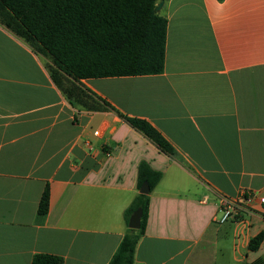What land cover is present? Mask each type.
<instances>
[{
    "label": "crops",
    "instance_id": "crops-1",
    "mask_svg": "<svg viewBox=\"0 0 264 264\" xmlns=\"http://www.w3.org/2000/svg\"><path fill=\"white\" fill-rule=\"evenodd\" d=\"M158 13L167 19L161 73L80 84L148 121L171 155L114 110L72 105L47 58L0 24V264H30L36 253L107 264L140 160L162 177L133 264H264V0H163ZM221 196L235 199L225 220Z\"/></svg>",
    "mask_w": 264,
    "mask_h": 264
},
{
    "label": "trees",
    "instance_id": "trees-1",
    "mask_svg": "<svg viewBox=\"0 0 264 264\" xmlns=\"http://www.w3.org/2000/svg\"><path fill=\"white\" fill-rule=\"evenodd\" d=\"M159 0H0V24L36 53L45 56L52 81L74 106L88 110H114L142 133L161 152L171 155V144L148 121L121 114L80 84L81 79L158 74L164 69L167 19L156 11ZM162 172L146 160L137 165L136 189L147 182L149 192ZM149 193H137L124 210L126 225L141 207L140 227L127 226L107 264H133L134 250L144 233ZM48 211V188L44 187L38 215ZM260 233L248 241L256 250ZM253 261L245 264H259ZM30 264H63L59 255L36 253Z\"/></svg>",
    "mask_w": 264,
    "mask_h": 264
},
{
    "label": "built area",
    "instance_id": "built-area-1",
    "mask_svg": "<svg viewBox=\"0 0 264 264\" xmlns=\"http://www.w3.org/2000/svg\"><path fill=\"white\" fill-rule=\"evenodd\" d=\"M240 194L244 195L245 200L250 201L254 194L250 190L241 189ZM260 202L264 206V196L259 197ZM235 199L227 197H219L218 209L221 213L219 220H225L226 218L232 217L234 214Z\"/></svg>",
    "mask_w": 264,
    "mask_h": 264
},
{
    "label": "water",
    "instance_id": "water-1",
    "mask_svg": "<svg viewBox=\"0 0 264 264\" xmlns=\"http://www.w3.org/2000/svg\"><path fill=\"white\" fill-rule=\"evenodd\" d=\"M162 3H163V0H160L156 4V7H155L156 11L159 10ZM149 190L150 189H149L147 182H143L140 188L138 189V192L142 194H148ZM141 214H142L141 207H138L137 209H135L129 217L127 226L132 229H138L140 227Z\"/></svg>",
    "mask_w": 264,
    "mask_h": 264
},
{
    "label": "rangeland",
    "instance_id": "rangeland-1",
    "mask_svg": "<svg viewBox=\"0 0 264 264\" xmlns=\"http://www.w3.org/2000/svg\"><path fill=\"white\" fill-rule=\"evenodd\" d=\"M48 60V59H47ZM47 63H49V60H48V62Z\"/></svg>",
    "mask_w": 264,
    "mask_h": 264
}]
</instances>
